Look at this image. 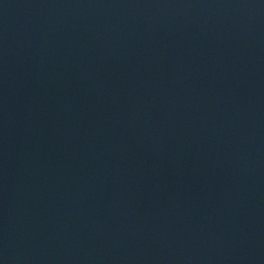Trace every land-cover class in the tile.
<instances>
[{
    "label": "water",
    "instance_id": "1",
    "mask_svg": "<svg viewBox=\"0 0 264 264\" xmlns=\"http://www.w3.org/2000/svg\"><path fill=\"white\" fill-rule=\"evenodd\" d=\"M0 264H264V0H0Z\"/></svg>",
    "mask_w": 264,
    "mask_h": 264
}]
</instances>
